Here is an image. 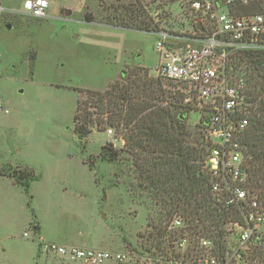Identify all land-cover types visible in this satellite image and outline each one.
<instances>
[{
    "label": "rangeland",
    "instance_id": "374dc122",
    "mask_svg": "<svg viewBox=\"0 0 264 264\" xmlns=\"http://www.w3.org/2000/svg\"><path fill=\"white\" fill-rule=\"evenodd\" d=\"M22 1L0 0V5L16 7ZM133 1L121 0L125 4ZM160 1L169 12L166 25L185 28L191 18L183 8L186 0L150 2L154 6ZM99 3L100 0H53L54 15L28 29L26 26L44 17L0 13V104L8 109L7 113L0 112V167L9 171L15 166H27L39 175L31 182V198L20 185L0 176V224L14 219V238L0 242V252L7 249L10 256L19 254L26 260L29 241L37 240L28 227L35 219L47 241L124 251L126 259L119 264H167V260L181 256L180 251L175 243L169 247L166 241L158 249L153 246L151 225L165 219L155 199L139 187L140 179L130 156L121 153L115 162L99 157L100 147L108 142L116 149L123 147V132L111 127L109 136L106 129L94 126L83 141L73 132L76 100L83 98L78 88L104 90L116 74L114 81H126L136 66L157 78L159 58L154 35L101 24L115 21L112 15L119 11L102 10ZM259 4L264 7V1ZM59 6L71 10L64 9L63 14H71L59 15ZM246 8L245 11L261 12L253 4ZM235 10L241 13L244 8L237 5ZM84 12H91L96 23L82 21ZM30 54L35 56L32 75L28 70ZM183 109L179 104V110ZM186 117L189 128L195 129L199 124L197 112L187 111ZM232 226L231 222L225 225L228 242L233 241L228 232ZM185 227L175 241L185 235L187 244L193 245ZM47 260L51 264L58 261L56 256H48Z\"/></svg>",
    "mask_w": 264,
    "mask_h": 264
},
{
    "label": "built area",
    "instance_id": "2783aa9c",
    "mask_svg": "<svg viewBox=\"0 0 264 264\" xmlns=\"http://www.w3.org/2000/svg\"><path fill=\"white\" fill-rule=\"evenodd\" d=\"M150 1L155 0H144L143 6L157 25L148 32L154 35L159 58L155 76L186 115L187 111L197 112V122L208 143L205 167L211 191L241 215V222H231L228 232L233 241L227 240L224 248L218 250L213 241L201 237L199 251L192 252L184 235L173 241L181 256L166 262L258 264V253L264 251V201L244 185L242 137L259 103L264 101L263 95H256L248 63L249 59L264 60V7L259 4L264 0H186L183 8L191 18L182 29L167 26L169 12L165 4L160 1L152 6ZM252 3L261 12L235 10L237 5L245 8ZM48 5L49 0L23 1L24 11L37 18L46 16ZM105 133L110 136L111 127ZM184 226L183 218L174 215L168 230ZM45 247L93 264L106 259L121 262L125 257L123 253L96 248H67L56 243Z\"/></svg>",
    "mask_w": 264,
    "mask_h": 264
},
{
    "label": "trees",
    "instance_id": "16d2710c",
    "mask_svg": "<svg viewBox=\"0 0 264 264\" xmlns=\"http://www.w3.org/2000/svg\"><path fill=\"white\" fill-rule=\"evenodd\" d=\"M143 1L134 0L125 4L121 0L108 3L100 0L102 10L113 8L119 11V14L112 15L115 21L100 23L149 32L157 25L145 10ZM245 10L248 9L245 7ZM82 19L87 23L96 22L91 12H84ZM34 59L35 56L30 54L28 68L31 75ZM248 63L251 79L257 87L256 95H262L264 60L249 59ZM77 91L83 98L76 100L72 123L73 132L80 141L87 138L94 126L99 127L98 130L112 127L123 132V147L116 149L108 142L100 147L99 157L107 162H115L121 153L130 156L140 179L139 187L155 199L159 213L165 219V222L151 225L153 231L149 232V237L154 241L153 246L158 249L159 244L166 241L171 247L178 234L183 235V229L168 230L172 217L179 215L185 222L184 230L194 240L193 251H199L197 246L201 237L213 241L218 250L224 248L227 237L225 225L228 222H241V215L236 208L226 207L212 193L205 167L208 143L202 127L197 124L195 129L189 128L184 110H179L177 99L167 100L170 95H167L161 81L149 76L143 67L136 66L127 75L126 81L111 82L104 90L78 88ZM263 111L262 100L243 134L242 143L244 185L264 201ZM0 175L11 177L26 193L30 182L38 179L34 171L27 167L9 171L0 168ZM32 228L37 230L38 225L34 223ZM172 254H175L174 250ZM258 257V264H264V251H260Z\"/></svg>",
    "mask_w": 264,
    "mask_h": 264
},
{
    "label": "crops",
    "instance_id": "0c3cea01",
    "mask_svg": "<svg viewBox=\"0 0 264 264\" xmlns=\"http://www.w3.org/2000/svg\"><path fill=\"white\" fill-rule=\"evenodd\" d=\"M23 1H22L20 6H16V7H9V6H5L4 7V6L0 5V13L1 12H9V13H18L19 12V13H22V14H25V15H29L23 9ZM52 3H53V0H49V5H48V8L46 9V16L44 17V20L41 21V22H37L36 24H32L30 26H26L27 29L31 28V26L40 25L43 22H47L49 17L54 15L53 10H51ZM64 9L70 10L69 8H66L64 6H59L58 14L61 15V16L62 15L68 16L69 14H71V12H69L67 15L63 14V10ZM82 21H83V19H82ZM94 23H96V22H94ZM103 25H105V24H103ZM106 26H110V25H106ZM110 27H112V26H110ZM157 63H156V65H157ZM28 64H29V61H28ZM28 70H29V68H28ZM116 78H117V74L113 78L108 80V82L106 83V86L110 82L114 81ZM0 106L2 108V110H0V112H2V111L5 112V113L8 112V109L4 108L2 106V104H0ZM189 114H188V116H189ZM121 141H123V140H121ZM7 166H11V165H7ZM25 167H27V166H23V167L15 166L13 169H15V168H25ZM0 168H2V167H0ZM27 168H30V167H27ZM30 169H32V168H30ZM0 176H4V177L10 178L13 181V183L17 185V183L11 177H9L7 175H0ZM37 176L39 178V175H37ZM36 180H38V179H36ZM33 181H35V180H33ZM31 182H30V185H31ZM29 188H30V186H29ZM23 190H24V188H23ZM25 193H26V191H25ZM28 194L31 195L29 193V191H28ZM31 197H32V195H31ZM31 197H29V198H31ZM13 223H14V219H12L10 222H5L3 224H0V242L5 241L6 239L12 240L14 238V235L11 233L12 227H13ZM34 223H36L38 225V229L37 230H34L32 228V224H34ZM28 227L32 230L33 235L36 236L37 240L36 241H34V240H30L29 241V243L31 245V248H30V253H29L28 257H26V260L23 258L22 255L19 256V254H16L15 256L12 257V256H10V253H7V249H3V251L0 252V264H51L47 260L48 256H56L57 260H58L56 264H64L66 261L67 262L68 261H85V260H80V259H70L67 256L62 255L58 251H51V250L46 249L45 244H47V243H56V244H58L60 246H64V247H67V248L78 247V246L67 245V244L60 243V242H55V241H47V239H44V237H43L41 226L39 225V223L35 219L28 223ZM28 235H29L28 232H24V236L28 237ZM78 248H94V247H78ZM96 249H100V248H96ZM101 250H105V251H108V252H111V253L112 252L123 253L125 255L124 259H126V253L124 251H120V250L119 251H109V250H106V249H101ZM108 260H113L115 262V264H119L120 263V261L118 262V261H115L114 259H106V260H103L100 263H103L104 261H108ZM121 262H124V260L121 261ZM85 263L93 264V263H90L88 261H85ZM96 264H99V263H96Z\"/></svg>",
    "mask_w": 264,
    "mask_h": 264
},
{
    "label": "water",
    "instance_id": "95a60500",
    "mask_svg": "<svg viewBox=\"0 0 264 264\" xmlns=\"http://www.w3.org/2000/svg\"><path fill=\"white\" fill-rule=\"evenodd\" d=\"M95 130V129H94Z\"/></svg>",
    "mask_w": 264,
    "mask_h": 264
}]
</instances>
